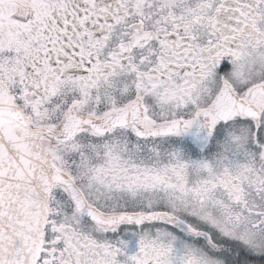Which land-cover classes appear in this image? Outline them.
I'll use <instances>...</instances> for the list:
<instances>
[{
  "label": "snow or ice",
  "instance_id": "obj_1",
  "mask_svg": "<svg viewBox=\"0 0 264 264\" xmlns=\"http://www.w3.org/2000/svg\"><path fill=\"white\" fill-rule=\"evenodd\" d=\"M0 264H264V0H0Z\"/></svg>",
  "mask_w": 264,
  "mask_h": 264
}]
</instances>
